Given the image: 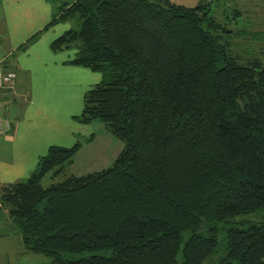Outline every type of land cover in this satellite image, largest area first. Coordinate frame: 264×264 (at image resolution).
<instances>
[{"label":"trees","instance_id":"trees-1","mask_svg":"<svg viewBox=\"0 0 264 264\" xmlns=\"http://www.w3.org/2000/svg\"><path fill=\"white\" fill-rule=\"evenodd\" d=\"M212 1L72 0L55 51L102 73L75 119L124 141L110 166L65 176L82 143L51 145L0 206L50 264H264V61L242 62ZM235 14H241L235 10ZM258 215L261 220L246 219Z\"/></svg>","mask_w":264,"mask_h":264},{"label":"crops","instance_id":"crops-1","mask_svg":"<svg viewBox=\"0 0 264 264\" xmlns=\"http://www.w3.org/2000/svg\"><path fill=\"white\" fill-rule=\"evenodd\" d=\"M55 12L51 0H0V55L4 71L17 75L14 86L1 91L0 108L12 104L18 111L11 121L0 118L10 122L0 135L11 132L8 142L15 151V165L7 167L0 158V186L27 172L51 145L70 147L90 132L89 124L75 116L83 110L85 93L101 76L71 63L77 49L54 51L51 43L71 28H65V21L47 27ZM20 49L23 52H17ZM14 89L18 94H12Z\"/></svg>","mask_w":264,"mask_h":264},{"label":"rangeland","instance_id":"rangeland-1","mask_svg":"<svg viewBox=\"0 0 264 264\" xmlns=\"http://www.w3.org/2000/svg\"><path fill=\"white\" fill-rule=\"evenodd\" d=\"M51 1L58 6L64 2H71L72 0ZM171 1L192 6L196 4L198 0ZM211 3L213 5L212 15L216 17L217 20H220L226 27L235 31V33L222 32V34H224L223 40L229 42L231 52L241 55L242 62H246L247 59H253L255 57H259L264 61V0H216ZM235 10H240L241 14H235ZM64 23H69L65 28L78 27L79 19L72 18ZM17 52L21 53L23 50L20 49L17 50ZM96 72L101 76V80L102 73ZM15 92L16 89L12 91V94ZM16 94L18 93L16 92ZM16 109L17 107H12V104H8L5 109L3 107L0 108V118L6 119L5 117L7 116L10 121L13 120L17 116L16 114L18 111ZM89 128L90 132L79 138L82 145L74 157V161L66 166L62 173L55 174L51 172L46 175L42 181L44 186L60 181L65 176L71 174H86L91 171L104 169L113 164L124 147V141L113 134L107 128L106 124L101 121L90 123ZM11 136V132L0 135L1 163L7 165V167L11 166L10 164L15 165V151L14 147H11L13 142H8ZM37 163H35V165L30 163L28 169H26L27 172L17 175L12 182L25 180L31 172L35 170ZM11 170L16 171L18 168H11ZM5 173L6 172L3 174ZM246 219L259 221L261 217L258 215H251V217H246ZM0 264H50L48 257L42 254L27 252L24 249L15 223L11 221L1 206ZM208 264H213V262Z\"/></svg>","mask_w":264,"mask_h":264},{"label":"built area","instance_id":"built-area-1","mask_svg":"<svg viewBox=\"0 0 264 264\" xmlns=\"http://www.w3.org/2000/svg\"><path fill=\"white\" fill-rule=\"evenodd\" d=\"M17 75L14 71H4V59L0 55V93L5 88L14 86L16 82ZM10 122L8 120H0V132L4 130L5 127H9Z\"/></svg>","mask_w":264,"mask_h":264}]
</instances>
